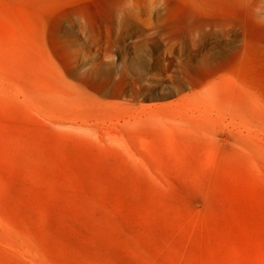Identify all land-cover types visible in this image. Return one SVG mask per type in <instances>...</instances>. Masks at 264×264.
Here are the masks:
<instances>
[{
    "label": "rangeland",
    "instance_id": "obj_1",
    "mask_svg": "<svg viewBox=\"0 0 264 264\" xmlns=\"http://www.w3.org/2000/svg\"><path fill=\"white\" fill-rule=\"evenodd\" d=\"M261 31L264 0H0V264H264Z\"/></svg>",
    "mask_w": 264,
    "mask_h": 264
},
{
    "label": "bare ground",
    "instance_id": "obj_2",
    "mask_svg": "<svg viewBox=\"0 0 264 264\" xmlns=\"http://www.w3.org/2000/svg\"><path fill=\"white\" fill-rule=\"evenodd\" d=\"M247 25H248V22H247ZM248 29H249V30H246V29H245V30H246L247 32H251V31L255 32V30L252 29L251 26H249V25H248ZM250 29H251V30H250ZM260 33H262V37L264 38V31H261Z\"/></svg>",
    "mask_w": 264,
    "mask_h": 264
}]
</instances>
